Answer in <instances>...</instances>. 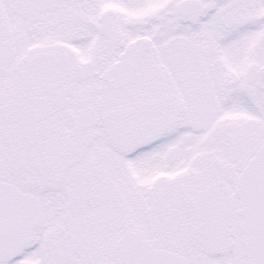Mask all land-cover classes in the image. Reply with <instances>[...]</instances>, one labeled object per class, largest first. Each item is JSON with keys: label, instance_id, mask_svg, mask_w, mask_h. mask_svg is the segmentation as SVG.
<instances>
[{"label": "snow or ice", "instance_id": "6c2138e0", "mask_svg": "<svg viewBox=\"0 0 264 264\" xmlns=\"http://www.w3.org/2000/svg\"><path fill=\"white\" fill-rule=\"evenodd\" d=\"M0 264H264V0H0Z\"/></svg>", "mask_w": 264, "mask_h": 264}]
</instances>
